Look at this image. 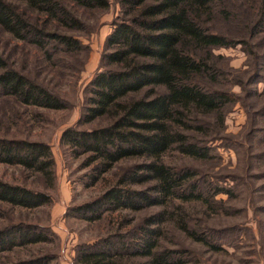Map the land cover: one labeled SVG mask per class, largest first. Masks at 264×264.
Segmentation results:
<instances>
[{
  "label": "trees",
  "instance_id": "1",
  "mask_svg": "<svg viewBox=\"0 0 264 264\" xmlns=\"http://www.w3.org/2000/svg\"><path fill=\"white\" fill-rule=\"evenodd\" d=\"M71 2L86 9L110 5V0H0V29L34 45L50 59L56 50L80 52L83 42L60 30L84 27ZM234 2L119 0L121 15L108 35L102 69L88 85L80 119L81 123L99 118H108L109 122L91 130L69 127L61 142L72 148L75 156H85V166L93 170L90 185L123 159L142 161L121 174L101 196L75 211L94 222L108 211H140L152 206L163 209L127 233H112L81 245L77 263L188 264L184 251L163 249L161 238L167 222H173L197 242L207 241L189 225L186 215L187 203L215 204L199 190L200 169L177 167L167 158L181 155L211 161L216 155L210 143L226 129L229 106L239 99L249 108L248 96L264 97L257 88L264 82V0H245L247 9L242 18L233 13ZM33 12L43 20L34 18ZM237 45L251 58L248 77H238L244 97L226 89L220 57L213 53L214 49ZM250 84L255 89H249ZM0 98L24 106L67 107L45 85L10 68L1 53ZM257 114L264 117V102ZM0 162L41 173L51 183L55 178V157L51 145L44 141L0 136ZM148 183L145 189L132 188ZM51 200V195L42 190L0 180V201L33 209ZM47 233L46 228L32 224L0 229V258L17 246L47 241ZM212 247L221 249L218 244ZM10 264H49V257Z\"/></svg>",
  "mask_w": 264,
  "mask_h": 264
},
{
  "label": "rangeland",
  "instance_id": "2",
  "mask_svg": "<svg viewBox=\"0 0 264 264\" xmlns=\"http://www.w3.org/2000/svg\"><path fill=\"white\" fill-rule=\"evenodd\" d=\"M234 3L233 13L242 18L247 9L245 0ZM69 4L84 27L60 30L83 42L84 49L80 52L56 50L55 57L50 59L34 45L0 29V53L10 68L45 85L67 103L63 109H48L0 98V136L47 142L55 157L53 183L41 173L21 165L0 162V180L42 190L52 197L50 203L33 209L0 201V229L13 224H32L46 228L49 238L4 252L0 258L2 263L48 256L49 264H79L76 257L81 245L94 243L112 233H127L144 223L147 216L163 209L152 206L140 211H108L94 222L81 218L75 211L78 206L101 196L116 184L121 174L142 159H123L96 184L90 185L93 170L85 166V156H75L72 148L61 142L63 132L69 127L91 130L109 122L108 118L90 123H81L80 119L88 85L102 69L108 35L121 15L119 0H110L109 7L101 9ZM33 15L42 17L34 12ZM213 53L220 57L226 89L244 97L238 77H248L251 58L241 45L217 48ZM248 87L255 89L252 84ZM257 88L264 92V82ZM246 99L249 108L237 99L227 109L226 129L220 138L210 143L216 155L214 159L195 161L181 155L167 158L177 167L199 168V190L210 203H215L186 204L189 225L205 235L206 242L193 240L173 222L164 226L163 249L184 251L188 264H264V117L257 114L264 97ZM149 184L132 185V188L145 189ZM213 244L221 249L214 250Z\"/></svg>",
  "mask_w": 264,
  "mask_h": 264
}]
</instances>
